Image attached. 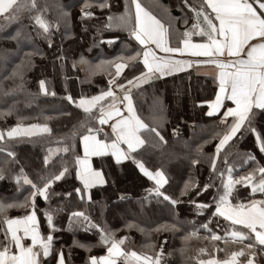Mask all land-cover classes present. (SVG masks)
<instances>
[{
  "label": "snow or ice",
  "instance_id": "1",
  "mask_svg": "<svg viewBox=\"0 0 264 264\" xmlns=\"http://www.w3.org/2000/svg\"><path fill=\"white\" fill-rule=\"evenodd\" d=\"M53 7L58 10V15L55 20H49L46 14ZM131 7L135 10L134 19L127 3L124 5V11L119 14L111 13L109 0H84L81 5V22L93 18L94 8L109 11L107 22L95 25L97 35L116 26L126 31L128 37L127 43L122 45L118 54L109 60H101L93 66L83 56L80 57L79 62L88 66L89 75H95L97 71L108 73L110 68L115 69L114 75L108 80L106 90L102 89L92 96L82 95L78 100L73 99L71 95L65 97L70 104L81 109L86 116L102 126L88 127L86 133L79 135V150L83 155L76 154L73 163L75 178L82 187H76L73 191L81 199L87 196L90 200L88 189L106 183L102 171L105 166L104 159L100 160V167L97 168L93 166L90 158L110 155L116 164L131 160L142 176L152 182V186L146 188L144 195L138 199L141 207L156 199L175 208L182 201L166 192L165 185L169 180L163 166H154V169H150L145 164L147 150L166 143L165 137L161 134L160 123L150 124L137 115L131 89L147 84L156 78V74L161 77L167 76L185 68H192L194 64L214 66L216 69L215 97L203 102L208 107L205 115L213 117L222 113L219 117L222 132L212 137L216 142L211 156L210 176L203 187L199 188L194 180H186L180 190V196L188 195L191 190H196V196H199L213 186L209 181L217 177L218 158L233 138L251 134L255 138L259 153L264 156V0H199L198 3L183 0V4H178V7L187 8L188 12L175 18L169 13L167 23L162 22L151 10L143 6L140 0H131ZM25 19L36 32L33 39L47 41L48 46L52 47V29H58L62 22L67 29L68 13L59 4H49L47 0L43 3L41 0H0V27L13 23L27 27L23 23ZM181 23L184 25L183 31L178 27ZM17 35H20V30ZM174 36L177 37L175 45ZM193 37H200V42H195ZM25 38L30 37L25 34ZM118 39L111 37L100 40L99 43L112 45ZM38 53L39 49H34L33 52L25 53V58L30 62L31 57ZM174 54H189L204 59H176ZM57 59L63 60L64 57L60 56ZM138 64L143 65V70L120 83L118 78H121V73L126 68L135 70ZM26 66L22 59L21 65L14 69L12 75L18 76L21 83L10 91L23 88L22 69ZM45 83L44 80L39 81L40 92L55 95L47 92ZM118 104H122V107H118ZM94 109H98L99 115H96ZM9 113H0V116ZM154 119L159 120L158 117ZM86 123V120L82 121L80 127H84ZM105 125L110 131L104 130ZM175 132L176 129H173L174 134ZM38 133H51V129L46 123L27 126L16 124L0 131V153L6 154L5 160L0 161V180L10 178L15 181L18 193L28 192L22 201L5 203L0 200V264H45L47 258L53 257L55 240L53 233L58 231L53 223L54 212L47 207L42 210L48 224V235L45 238L41 235L36 201L37 198H42L48 202L54 194L52 185L70 174L68 162L62 157L59 171H47L49 166L55 164L51 158L58 153L71 154L76 149L69 144H63L56 149L50 148L44 157L47 174L39 175L33 180L22 167L19 171H14L11 167L17 163L16 154L7 144L14 138ZM101 134L103 139L99 138ZM75 135L73 131L71 137L75 138ZM67 139L68 136L59 138L60 141ZM202 147L203 145L198 146V151ZM142 154L145 156L138 158ZM250 162L252 167L246 174L234 176V168L225 156V168L218 173L220 184L216 186V194L212 197L211 204L189 199L190 204H195L198 214L205 209L211 211L209 221L201 225L205 231L211 232L208 223L214 218L223 217L224 221L229 222L223 236L211 232V236L206 238L211 241L223 240L226 245L230 241L242 245L238 251L230 253L226 249L214 247L213 251H225V258L218 259L208 253V259L194 258L198 264H258L257 257L264 256V199H245L241 202V199L236 197L237 185L250 189L249 195L259 193L264 197V160H258L251 152H247L244 154L243 163L248 165ZM197 163V159L191 160L193 166ZM63 195L70 198L72 193L66 191ZM120 199L129 197L121 196ZM10 208H25L28 211L24 215L9 217L7 211ZM69 221H75L78 227L88 233L95 229L98 235L97 243L105 249L104 255H89L86 264H119L120 261H123V264H162V251H156L153 257L131 250L126 245L128 237L117 238L113 230L94 223L84 212L70 213ZM125 227L136 228L144 234L149 231L132 222L125 224ZM154 230L175 231L176 225L159 224ZM198 231L196 229L189 232L183 239L199 238ZM29 239L31 243H27ZM245 241L248 242L245 244ZM73 245L84 248L85 251H90L91 247L76 240L73 241ZM207 252L206 248L198 249L199 254ZM241 257L244 259H239ZM53 258L55 264H67L63 248L55 252ZM259 264H264V261Z\"/></svg>",
  "mask_w": 264,
  "mask_h": 264
},
{
  "label": "trees",
  "instance_id": "2",
  "mask_svg": "<svg viewBox=\"0 0 264 264\" xmlns=\"http://www.w3.org/2000/svg\"><path fill=\"white\" fill-rule=\"evenodd\" d=\"M44 0H41L43 3ZM49 4H59L68 13L67 29L63 22L61 26L52 29V47L44 40H34L36 32L24 20L23 27L20 24H10L0 27V113H10L0 116V130L11 128L16 124H47L51 133H38L33 136H21L8 141V148L15 152L17 163L11 167L19 171L22 167L30 178L36 180L39 175L47 174V171H59L61 157L67 161L70 174L61 181L52 185L53 195L48 202L37 198L38 220L40 230L45 238L48 235V224L45 220L43 209L50 208L54 212L53 223L58 231L54 232V252L63 248L67 264H86L89 255L100 256L105 254V249L97 243L98 235L93 229L91 233L83 231L76 225L75 221H69V214L73 212H84L89 215L94 223H99L109 230H113L117 238L126 236V245L131 250L153 256L156 251H162V264H198L195 257L208 259L209 254L218 259L225 258V251H213L214 247L226 249L227 252L238 251L242 247L239 243L225 244L221 241H211L206 237L211 232L224 235V229L229 222L223 217L214 218L208 223L211 232L205 231L201 225L209 221L210 210H203L198 214L195 204H190L189 199L197 202L211 204L212 197L216 194V186L220 184L218 173L225 168L224 158L228 157V163L234 168L233 175L241 176L252 167L243 163L244 154L251 152L258 160H264L255 144V138L251 134L233 138L229 145L225 146L218 158L217 177L209 181L213 186L207 191L196 196V190H191L188 195L180 196V190L184 187L186 180L192 179L198 188L208 181L211 156L214 153L215 140L212 139L218 132H222L219 126V113L213 117L205 115L208 107L204 101L214 98L217 84L212 76L200 74L190 68L171 75L156 78L139 88L132 87L131 96L137 115L145 122L160 123L161 134L165 137V144L152 149L146 153L145 164L150 169L154 166H163L169 183L165 185L166 192L179 198L182 202L172 208L166 202L152 199L143 207L138 203L139 197L144 195V190L152 186V182L143 177L131 160L116 164L111 156L103 157L105 166L102 168L106 177V183L102 186L88 189L87 196L81 199L73 191L82 185L75 178L73 158L81 154L79 150V135L86 133L88 127L99 128L100 125L81 110L70 104L66 96L71 95L73 99L80 96H92L107 88L108 80L114 75V68L109 72L97 71L95 75H89L88 66L80 63V57L96 65L101 60H109L118 54L123 44L127 43L128 33L120 27L101 31L96 34L95 25L107 22L109 11L107 9L94 8V16L91 20H80L81 5L84 0H47ZM141 4L152 11L154 15L167 23L163 18L161 9L169 19L179 17L188 12L187 8L178 7L183 0H140ZM198 3L199 0H191ZM129 5L134 19V10L131 0H109L112 14L124 11V5ZM189 16L191 13H188ZM58 10L53 7L46 14L49 20H55ZM180 30L184 29L181 23ZM20 30V35H17ZM27 34L30 38H25ZM118 37L115 44L99 43ZM176 38L173 37V44ZM134 45L135 42L133 41ZM131 46V45H130ZM39 49V53L33 55L30 62L25 58V53ZM63 56L64 59H57ZM22 59L27 65L23 71V88L14 89L15 85L21 83L20 78L13 77L14 69L21 65ZM143 70V65L138 64L135 70L126 68L119 79L124 83L133 75H138ZM44 80L48 93L40 92L39 81ZM127 87V85H125ZM7 93V95H5ZM108 98H106L107 100ZM99 115L98 109L93 110ZM158 117L159 120H155ZM87 121L84 127H80L82 121ZM173 129H176L175 134ZM75 131V138L71 134ZM102 135V134H101ZM61 136H68L66 141H60ZM103 136V135H102ZM206 141H209L206 143ZM72 145L76 151L58 153L51 158L55 161L45 170L44 156L49 148ZM203 145L198 151V146ZM145 154H142L143 158ZM6 154L0 153V161L5 160ZM100 159V160H101ZM192 159H197V165L191 164ZM100 167V162L96 163ZM22 183V182H21ZM27 188V186H25ZM71 192L70 198L63 195ZM250 189L241 185L236 186V197L244 202L245 199H264L259 193L249 195ZM28 194L27 191L18 193L16 183L10 178L0 180V200L5 203L22 201ZM59 194V195H56ZM121 196L129 199L121 200ZM236 200H233L235 203ZM214 209V205H212ZM25 208H10L7 211L9 217L26 214ZM132 222L139 224L149 231L144 234L136 228H126L125 224ZM159 224H175V231H155ZM220 227H217V225ZM238 229L240 226H236ZM198 229V237L183 239L189 232ZM243 230V229H241ZM246 231V230H245ZM90 245V251L76 247L73 241ZM248 241H245L246 244ZM152 245V247H147ZM201 247L208 250L207 253L199 254ZM49 257L45 264H55V259ZM241 260L244 257L239 258ZM258 264L264 261V256L257 257ZM119 264H123L120 261Z\"/></svg>",
  "mask_w": 264,
  "mask_h": 264
},
{
  "label": "crops",
  "instance_id": "3",
  "mask_svg": "<svg viewBox=\"0 0 264 264\" xmlns=\"http://www.w3.org/2000/svg\"><path fill=\"white\" fill-rule=\"evenodd\" d=\"M133 10H134V8H133ZM135 11V10H134ZM195 42H200V40H201V38L200 37H193L192 38ZM160 55H163V53H160ZM174 56H175V58L176 59H185V60H196V59H204L203 57H199V58H197V57H192L191 55H189V54H184V55H180V54H174ZM192 68H194L195 70L194 71H196V72H198V73H202V74H205V75H209V76H212L213 78H214V75H215V72H216V69H215V67L214 66H207V65H200V66H197V65H193V67ZM188 69H190V68H185L184 70H187L188 71ZM115 70V69H114ZM184 70H182V71H184ZM180 72V71H179ZM175 73H177V72H175ZM122 74V73H121ZM172 74H174V72L172 73ZM171 75V74H170ZM215 97V96H214ZM121 99H122V97H121ZM214 99V98H213ZM78 100V99H77ZM107 101V100H106ZM118 107H122V104H118L117 105ZM220 115H222V113H219ZM100 127H102L101 125H100ZM103 128H104V130L105 131H110V129L107 127V125H105V126H103ZM99 138H101V139H103L104 137L102 136V135H100V137ZM52 148V147H51ZM50 149V148H49ZM48 149V150H49ZM81 152V156L83 155V153H82V151H80ZM110 156V155H109ZM100 159H101V157H91L90 158V161L93 163V166L94 167H97V165H96V163H98V162H100ZM97 168H99V166L97 167ZM102 171H103V169H102ZM104 173V172H103ZM104 178H105V180H106V177H105V174H104ZM99 186H102V185H99ZM93 187H98V185H96V186H93ZM42 235V234H41ZM27 239V238H26ZM27 243H31V241H30V239L29 240H27ZM41 255H42V253H41Z\"/></svg>",
  "mask_w": 264,
  "mask_h": 264
},
{
  "label": "rangeland",
  "instance_id": "4",
  "mask_svg": "<svg viewBox=\"0 0 264 264\" xmlns=\"http://www.w3.org/2000/svg\"><path fill=\"white\" fill-rule=\"evenodd\" d=\"M161 13H162V16H163V18L164 19H166V21H168L169 19H167V16H166V13H165V11L163 10V9H161ZM170 18V17H169ZM180 31H183V30H180ZM174 38H176L177 39V37L176 36H174ZM173 45H175V44H173ZM21 126H27V125H21ZM0 131H2V130H0ZM7 137H5V139H6ZM57 147H60V146H55V147H52L51 149H56ZM48 151V150H47ZM47 153V152H46ZM45 157V156H44Z\"/></svg>",
  "mask_w": 264,
  "mask_h": 264
}]
</instances>
